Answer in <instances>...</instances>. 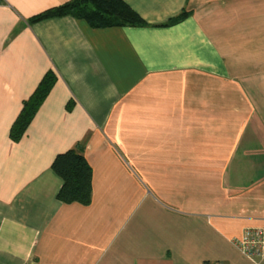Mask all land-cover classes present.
<instances>
[{
	"label": "crops",
	"instance_id": "1",
	"mask_svg": "<svg viewBox=\"0 0 264 264\" xmlns=\"http://www.w3.org/2000/svg\"><path fill=\"white\" fill-rule=\"evenodd\" d=\"M67 1L0 0V264H255L232 239L264 230V0H125L145 26L31 20ZM77 146L88 204L56 197L52 160Z\"/></svg>",
	"mask_w": 264,
	"mask_h": 264
},
{
	"label": "trees",
	"instance_id": "2",
	"mask_svg": "<svg viewBox=\"0 0 264 264\" xmlns=\"http://www.w3.org/2000/svg\"><path fill=\"white\" fill-rule=\"evenodd\" d=\"M187 14V11L182 10L169 19L166 24H175ZM64 15L82 19L94 28L145 26L147 24L125 0H70L43 11L31 20ZM54 79L52 72H47L32 95L23 103L22 109L10 130L12 140H17L22 135L47 95ZM51 169L62 181L56 195L58 200L65 203L88 204L90 202L91 166L81 146L58 153L52 160Z\"/></svg>",
	"mask_w": 264,
	"mask_h": 264
},
{
	"label": "built area",
	"instance_id": "3",
	"mask_svg": "<svg viewBox=\"0 0 264 264\" xmlns=\"http://www.w3.org/2000/svg\"><path fill=\"white\" fill-rule=\"evenodd\" d=\"M239 251L255 264H264V230L260 227L243 229L240 237L232 239Z\"/></svg>",
	"mask_w": 264,
	"mask_h": 264
}]
</instances>
